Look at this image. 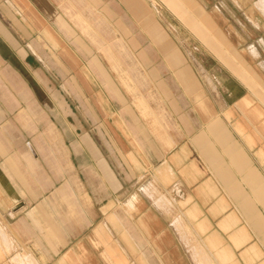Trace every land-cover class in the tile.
<instances>
[{
  "label": "crops",
  "instance_id": "obj_1",
  "mask_svg": "<svg viewBox=\"0 0 264 264\" xmlns=\"http://www.w3.org/2000/svg\"><path fill=\"white\" fill-rule=\"evenodd\" d=\"M161 1L248 91L231 102L244 115L234 123L236 133L245 136L243 147L181 69L174 46L148 9L139 0H124L149 44L163 52L166 69L177 71L176 85L189 96L196 119L190 132L169 123V132L151 143L138 138L136 147L115 124L110 132L121 159L103 164L90 139L73 140L74 114L59 111L57 89L42 74L37 38L45 29L53 31L42 0H0V264H186L184 233L176 238L171 232L178 219L171 221L166 198L157 201L149 187L155 168L160 181L173 179L185 190L179 203L187 206V217L219 263L264 264V151L256 161L248 146L255 138L245 132L250 124L264 138V74L258 80L245 56L236 60L226 50L213 16L195 0ZM228 1L241 12L242 38H256L245 52L264 71V0ZM57 22L64 26L60 18ZM60 50L61 63L74 74L73 52L67 46ZM88 80L82 85L90 88ZM93 97L102 105L98 116L106 118L107 99ZM138 105L143 110L142 101ZM60 131L71 139L60 141Z\"/></svg>",
  "mask_w": 264,
  "mask_h": 264
},
{
  "label": "rangeland",
  "instance_id": "obj_2",
  "mask_svg": "<svg viewBox=\"0 0 264 264\" xmlns=\"http://www.w3.org/2000/svg\"><path fill=\"white\" fill-rule=\"evenodd\" d=\"M139 1L148 9L150 17L174 46L180 58L181 69L184 68L187 77L206 94L213 110L242 146L245 136L236 133L234 123L244 121V115L231 102L245 93L248 94L246 88L187 31L161 0ZM195 1L205 14L213 16L215 26L220 30L218 35L226 50L236 60L245 56L246 68L253 72L257 79H261L260 74L263 75L264 71L259 69L256 60L251 59L245 52L246 46L252 45L256 38H242L245 29L243 22L238 19L241 12L235 10L232 2L228 0ZM42 2V12L53 31L45 29L43 36L37 38L42 45V52L36 54L42 60V74L49 77L53 87L57 89L59 101L61 100L58 104L63 106L59 111L74 114L73 140H83L84 136L87 140L90 139L92 150L100 155L101 162L106 164L107 161L113 165L121 159L113 142L115 134L110 132L115 124L119 128L123 126L127 131L122 133L124 140L135 147L137 141L148 140L147 142L151 143L154 137L160 138L164 131L169 132V123L178 131L183 129V133L194 128L196 118L195 113L191 112V107L195 108L191 106L190 101L189 104L186 101L189 96L184 97V91L182 93L176 85L179 79L177 71H173L171 67L170 72L169 68L166 69L164 62L167 63V59L163 52L157 44H149L150 38L130 14L124 0ZM58 18L63 21V27L59 26ZM248 29L247 27L246 33H249ZM230 30L236 37L230 34ZM66 46L74 55V58L71 56L74 60V74L61 63L56 52L58 50L61 55L60 47L65 50ZM261 58H264V54ZM83 78L92 82L90 88L82 85ZM262 85L264 87V84ZM85 87L86 91L83 90ZM93 93H99L107 99L108 109L111 110L106 118L98 116L96 109L101 110L102 105H99ZM252 99L256 101L254 97ZM51 100L53 104H57L54 98ZM139 100L142 101L143 110L138 105ZM227 113L229 116H226ZM260 122L257 124L260 125ZM253 129L252 125L248 124L245 130L255 138L253 145L248 146L252 147L256 161H260L261 151H264V138ZM63 137L71 139L69 133L60 131L59 140H63ZM131 151L136 155L140 149ZM129 156L133 157L132 154ZM122 161L127 164L126 154L122 156ZM157 177L155 168L149 178V187L154 193V199L163 196L167 204L158 206L155 203L158 199L154 200V203L157 208H168L172 222L174 218L178 219L176 225L180 229L172 223L171 232L176 238L184 233L185 245H182V252H186V264H221L216 259L215 250L207 245L205 235L195 231L194 221L187 217V206L179 203L186 195L185 190L177 182L174 183L173 179L160 181Z\"/></svg>",
  "mask_w": 264,
  "mask_h": 264
}]
</instances>
